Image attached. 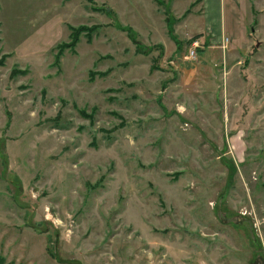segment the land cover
<instances>
[{"label": "rangeland", "instance_id": "rangeland-1", "mask_svg": "<svg viewBox=\"0 0 264 264\" xmlns=\"http://www.w3.org/2000/svg\"><path fill=\"white\" fill-rule=\"evenodd\" d=\"M163 1L0 0L6 264H264V0Z\"/></svg>", "mask_w": 264, "mask_h": 264}, {"label": "trees", "instance_id": "trees-1", "mask_svg": "<svg viewBox=\"0 0 264 264\" xmlns=\"http://www.w3.org/2000/svg\"><path fill=\"white\" fill-rule=\"evenodd\" d=\"M88 1H89V3H91L93 5L94 0H88ZM155 2L158 3L159 5H166L163 0H155ZM172 20H173V17L169 15V17L167 19L168 33H169V36L172 37V39L176 42L178 48H180V46H181L180 44H182V43H180L178 37L175 35V32H174V23L176 20L174 19V22ZM119 26L123 31H127L128 33H130L131 38L136 43L137 50L139 52L144 51L146 53L145 46L141 45L137 40V33L135 31H133V29H131L129 26H123L121 24H119ZM94 29H96L95 26H92V27H88V26L72 27L71 26L70 27V31H71L70 39H71V41L69 43L61 44L58 46L59 54H61L63 50H65L69 47H71V48L74 47L76 45V43L78 42V40L80 39V36L82 35V33L84 31L88 32L89 33L88 35H91L92 32L90 33V31H93ZM157 46L162 47L161 45H157ZM94 75L95 74L93 73L91 76L94 77ZM0 264H6V260L4 257H0Z\"/></svg>", "mask_w": 264, "mask_h": 264}, {"label": "crops", "instance_id": "crops-1", "mask_svg": "<svg viewBox=\"0 0 264 264\" xmlns=\"http://www.w3.org/2000/svg\"><path fill=\"white\" fill-rule=\"evenodd\" d=\"M209 1L210 0H202V3L201 4H203V5H205V4H207V3H209ZM213 3H216L218 0H211ZM238 1V0H237ZM195 2V1H194ZM193 2V3H194ZM231 2H232V0H231ZM240 2V1H239ZM248 3H249V5H250V10L252 9V0H248ZM237 3H236V0H234V5H236ZM238 7V6H237ZM229 39V38H228ZM236 40V39H235Z\"/></svg>", "mask_w": 264, "mask_h": 264}, {"label": "built area", "instance_id": "built-area-1", "mask_svg": "<svg viewBox=\"0 0 264 264\" xmlns=\"http://www.w3.org/2000/svg\"><path fill=\"white\" fill-rule=\"evenodd\" d=\"M190 55H191L192 58L196 57V52H195V50H191Z\"/></svg>", "mask_w": 264, "mask_h": 264}, {"label": "water", "instance_id": "water-1", "mask_svg": "<svg viewBox=\"0 0 264 264\" xmlns=\"http://www.w3.org/2000/svg\"><path fill=\"white\" fill-rule=\"evenodd\" d=\"M109 10V9H108Z\"/></svg>", "mask_w": 264, "mask_h": 264}]
</instances>
